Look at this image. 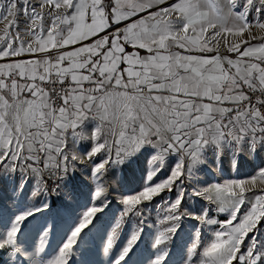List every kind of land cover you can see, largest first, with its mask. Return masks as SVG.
<instances>
[{
    "label": "snow or ice",
    "instance_id": "6c2138e0",
    "mask_svg": "<svg viewBox=\"0 0 264 264\" xmlns=\"http://www.w3.org/2000/svg\"><path fill=\"white\" fill-rule=\"evenodd\" d=\"M141 159L103 248L109 264H129L145 202L165 192L146 264H173L189 218L216 227L193 225L175 264H264V0H0V192L59 194L85 172L92 185V206L55 250L50 226L38 243L21 239L47 199L0 211L10 264H69L122 168ZM257 160L246 178L203 180ZM129 215L139 222L116 247Z\"/></svg>",
    "mask_w": 264,
    "mask_h": 264
},
{
    "label": "rangeland",
    "instance_id": "374dc122",
    "mask_svg": "<svg viewBox=\"0 0 264 264\" xmlns=\"http://www.w3.org/2000/svg\"><path fill=\"white\" fill-rule=\"evenodd\" d=\"M259 163L260 161L258 160L252 163L243 162L242 166L235 171L230 170L225 165L222 170L209 172L203 176V180L209 183H223L230 179H243L252 175L253 169ZM143 170L144 165H141L140 162L125 165L122 168L123 184L117 183L114 189L111 190L109 196L111 203L102 212L96 214L92 225H89L90 231L89 229H85V232H87L85 242L79 245V250L75 253L69 264H109L111 255H106L103 248L108 236L111 234V229L115 221L119 219L123 211L124 205L119 201L123 194H130L138 190ZM87 175V172L78 175L68 187L62 188L59 194L49 193L46 197L44 195L33 196L32 192L35 190V185L32 183L25 189L22 196L15 198V202L7 199L8 193L0 192V196H3V206L0 208V211H2L3 217L6 220L15 211L17 205L32 206L34 204H40L41 201L47 199L49 207L26 221L27 227L24 228V236L21 239L29 246L33 243H38V234L42 229L50 226L51 232L48 241L51 245L50 250H55L64 237V234L68 231L69 225L79 218L85 211L86 206H92L90 203L92 185ZM110 175L115 176L116 173L113 172ZM49 186L53 187L51 182ZM162 197L171 199L172 194L165 192L155 197L153 201L145 202V205L149 207V210L145 213L147 217L145 233L142 235V242H138V247L134 248L133 253H130L131 259L129 264H146L150 254L149 244L153 240L154 234L158 229L166 226L159 223L163 219L164 208L166 207ZM95 203L98 205L99 201H95ZM191 203L197 210L204 204L198 198ZM153 205H156V207H152ZM209 214L219 220H223L226 215L215 212H210ZM138 222L139 217H132L130 215L124 217L121 229L119 230V239L116 242V247L120 246V243L127 238L130 231L135 228ZM193 225L201 228L202 235L206 229L207 231H211V228L216 227L200 226L197 221L191 218L182 220L181 227L177 232V239L173 242L175 252L172 257L173 264L179 259L185 241L188 240L189 233L193 230ZM83 235L84 233H82ZM113 251H115V248ZM0 264H10V258L7 252H0Z\"/></svg>",
    "mask_w": 264,
    "mask_h": 264
},
{
    "label": "crops",
    "instance_id": "0c3cea01",
    "mask_svg": "<svg viewBox=\"0 0 264 264\" xmlns=\"http://www.w3.org/2000/svg\"><path fill=\"white\" fill-rule=\"evenodd\" d=\"M138 162H140L141 165H144V161H143V159H141V160L138 161ZM132 164H136V163H132ZM132 164H130V165H132Z\"/></svg>",
    "mask_w": 264,
    "mask_h": 264
}]
</instances>
